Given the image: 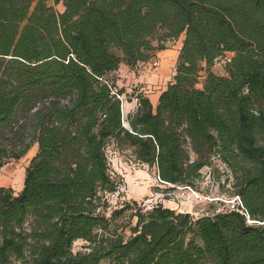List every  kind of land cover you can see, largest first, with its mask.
<instances>
[{"label":"trees","instance_id":"obj_1","mask_svg":"<svg viewBox=\"0 0 264 264\" xmlns=\"http://www.w3.org/2000/svg\"><path fill=\"white\" fill-rule=\"evenodd\" d=\"M181 35L172 81L125 125L109 74ZM263 102L264 0H0V169L37 144L20 191L0 186V264H264ZM109 143L168 188L218 160L239 201L197 218L155 204L110 233Z\"/></svg>","mask_w":264,"mask_h":264},{"label":"rangeland","instance_id":"obj_2","mask_svg":"<svg viewBox=\"0 0 264 264\" xmlns=\"http://www.w3.org/2000/svg\"><path fill=\"white\" fill-rule=\"evenodd\" d=\"M54 9L62 11L63 6L62 4H57L54 5ZM170 46L175 47L176 45ZM154 62H158L159 65L154 67ZM225 63L224 57H219L215 60L212 71L217 75H224ZM159 66L160 58H155L148 63L137 66L134 69V73L139 75L141 70L154 71ZM119 67L123 66L120 65ZM118 74L120 75L119 71ZM117 77L121 79L120 76ZM203 79L204 73L202 72L200 83ZM116 88L119 89L118 86ZM123 88V97L127 102L131 101L134 95L131 92L133 89L129 88V91H127L125 87ZM127 102H123L125 125L127 124V116L134 112L129 110L131 106ZM36 152L37 144H33L27 154L19 160L13 161L10 159L6 161L0 169V186L10 187L15 194L18 193L22 187V177L25 173V168L29 165L31 158ZM106 152L110 173L118 185V194L114 196L106 195L107 205L101 211L109 221L110 233L121 234L124 239L130 236V229L136 222L135 211L138 209L143 212L147 211L148 204H162L164 207L171 208L177 212H186L193 218H197L211 214V212L221 208L222 204H232L231 201L236 196L234 179L230 175L228 168L218 160H214L212 165L205 166L201 170L199 179L192 186L168 188L166 184L161 183L157 178L154 168L135 159L130 148L118 149L112 143H109ZM115 211L120 212L115 214ZM82 243L83 241H76L73 249L76 250L78 247L83 246ZM101 264H107V262L105 261Z\"/></svg>","mask_w":264,"mask_h":264},{"label":"crops","instance_id":"obj_3","mask_svg":"<svg viewBox=\"0 0 264 264\" xmlns=\"http://www.w3.org/2000/svg\"><path fill=\"white\" fill-rule=\"evenodd\" d=\"M183 37L184 36L181 35L178 39L167 42L169 45H167L166 49L155 53L151 60L160 58V66L158 69L149 72L141 70L139 75H135L134 69H136V67L129 68L122 64L121 66L123 67H119V69L110 73L109 76L114 80L116 86L123 89V93V87H125L127 91H129V88H132L133 91L131 92H133V94H140L141 96L148 98L152 107L155 108L159 94L166 88L167 84L172 81L175 74V66ZM173 44L176 46H170ZM118 71L120 72V75L118 74ZM113 74H115V76H113ZM117 76H120L121 79ZM127 104L131 106L129 107V110H135L133 98L131 101L127 102ZM23 178L24 175L22 177V184Z\"/></svg>","mask_w":264,"mask_h":264},{"label":"built area","instance_id":"obj_4","mask_svg":"<svg viewBox=\"0 0 264 264\" xmlns=\"http://www.w3.org/2000/svg\"><path fill=\"white\" fill-rule=\"evenodd\" d=\"M222 57H224V60L226 61V62H229V60H230V58H231V54L230 53H225ZM159 65V63L158 62H154L153 63V66L154 67H157ZM116 96H117V98L120 100V102H121V110H122V113H123V102H126V99L123 97V94H117L116 93ZM133 101H134V103H135V109L138 107V96H137V94H134L133 95ZM158 178V177H157ZM159 179V178H158ZM161 183H164V182H162L161 181ZM116 194H118V186H117V189L114 191V192H112V193H106L105 194V198H106V195L108 196V195H111V196H114V195H116ZM234 200H236V201H239V199H238V197L237 196H235L234 197V199L231 201L232 202V204L234 203ZM231 204V205H232ZM154 204H148L147 205V208L148 209H150V208H152V206H153ZM85 245H86V243H85ZM84 251V250H87V248L86 247H84V246H80V247H78L77 249H76V251Z\"/></svg>","mask_w":264,"mask_h":264}]
</instances>
